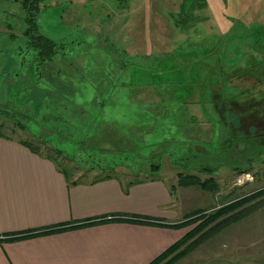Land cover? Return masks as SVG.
I'll list each match as a JSON object with an SVG mask.
<instances>
[{
	"label": "rangeland",
	"instance_id": "374dc122",
	"mask_svg": "<svg viewBox=\"0 0 264 264\" xmlns=\"http://www.w3.org/2000/svg\"><path fill=\"white\" fill-rule=\"evenodd\" d=\"M181 2L41 0L37 5V31L56 45L55 54L43 62L24 36L25 14L19 0H0V106L34 117L43 113L46 117L58 115L62 121L78 120L73 110L77 106H91L94 110L92 100L101 93L97 99H109L104 105L110 108L99 118L113 122L105 124V128L111 126L107 136L112 146H122L130 155L141 158L160 157V161L151 159L160 165L157 175L148 171L149 162L139 161L143 171L134 174L118 168L117 177L122 184L132 179L154 178L164 184L172 197L174 219L180 218L175 222L179 224L175 230L181 229L184 235L199 223L193 221L198 214L210 216L264 190V147L252 150L236 144L227 153L229 162L219 164L195 158V152L200 155L206 151L195 147L197 143L223 139L227 130L246 135L264 132V106L254 104L253 111L246 103L223 105L217 116L208 87V73L215 68L217 58L227 72L240 65L255 40H264V0H186L192 4L186 3L185 7L192 10L186 19L191 26L184 32L178 30L174 20ZM243 30L249 34L241 36ZM199 41H204L208 49L193 48ZM172 62L179 67L176 78H172L175 69L169 68ZM178 79L196 80L180 84ZM232 84L236 89H226L223 94L235 100L239 90L250 86L249 82ZM215 86L219 91L218 83ZM244 96L248 97L241 95L238 99ZM158 103L162 106L155 107ZM48 122L44 123L46 127ZM32 125L31 130L39 133L38 126ZM5 126L3 134L38 143L27 132L15 130L11 134ZM59 127L63 131V126ZM55 131H42L43 139L49 138L50 145L65 155L80 152L76 144ZM174 141L188 143L187 149H191L190 155L197 161H188L187 173L200 182L209 181L207 188L176 185V175L183 173L166 155L172 151ZM94 143L90 140L89 144ZM46 148L48 144H40L41 151ZM181 150L178 149L179 153ZM58 162L72 168L69 162ZM204 165L215 169L211 173L198 171ZM72 174L69 181L78 178L79 182H89L99 176L97 171L84 170ZM246 211L256 213L251 219L225 224L204 236L211 224L207 225L193 236V242L187 246L190 249L173 264H241L243 260L237 261L233 256L248 254L252 248L264 251V193L217 221ZM253 228L258 232H253ZM252 236L256 239L253 242ZM263 261L264 256L253 264Z\"/></svg>",
	"mask_w": 264,
	"mask_h": 264
},
{
	"label": "crops",
	"instance_id": "0c3cea01",
	"mask_svg": "<svg viewBox=\"0 0 264 264\" xmlns=\"http://www.w3.org/2000/svg\"><path fill=\"white\" fill-rule=\"evenodd\" d=\"M169 65L176 78L178 64ZM180 80L191 84L196 79ZM70 182L15 139L0 138V264H148L184 233L168 227L180 218L174 219L172 197L158 181L131 185L126 192L114 179ZM80 224L85 226L69 228ZM55 228L64 230L8 241ZM263 256L252 248L233 258L253 264Z\"/></svg>",
	"mask_w": 264,
	"mask_h": 264
},
{
	"label": "trees",
	"instance_id": "16d2710c",
	"mask_svg": "<svg viewBox=\"0 0 264 264\" xmlns=\"http://www.w3.org/2000/svg\"><path fill=\"white\" fill-rule=\"evenodd\" d=\"M41 0H19V4L21 9L23 10L25 14V22H26V28L24 30V36L28 38V45L31 47L34 51L38 54V59L40 61H45L50 59L56 51V45L54 42L48 40L44 36L38 33L37 27H36V13H37V5L40 3ZM125 1V0H123ZM186 0H182L180 11L178 13V17H176L174 20H177L175 22V26L178 28L179 31H186L190 28L191 23L187 22L190 11L192 8H186ZM191 5L192 3H187ZM199 8H201V5H198ZM187 22V23H186ZM251 29V28H250ZM249 34L248 31L243 30V32L240 34L241 36H247ZM195 47H201L204 50H207L208 45L195 43ZM189 47H193V45H190ZM188 47V48H189ZM249 53H245L242 62L238 66H234L232 69L228 70L227 72L222 69L220 62L217 58L216 66L214 69L209 70L208 76L209 80H211L209 87V97L212 99L214 110L217 114V110L223 106V105H233V106H240L241 103H246V107H251L253 111L255 110L253 105L258 104L261 107L264 106V40L257 39L255 40L252 45L250 46ZM172 58V57H171ZM167 61V60H166ZM165 61V62H166ZM197 65V64H196ZM170 67V65H169ZM237 81V83H244L249 82L250 86H248L246 89L237 90V100L233 97H226L224 96L223 92H227L226 89L235 88L232 83ZM256 80V82H255ZM182 81V80H180ZM189 81V80H187ZM207 81V79H206ZM180 84H183L185 82H178ZM218 83V90L215 89V85ZM185 84H189L186 82ZM192 84V83H191ZM262 88H259V85ZM236 89V88H235ZM257 91H261L257 95ZM249 92V93H248ZM102 94H98V97H94L92 100V103L95 102L94 110L91 106L88 108V106L85 107H76L73 110V114L77 115L78 120H72L71 118L66 119V121H62L60 116H50L49 114L44 115L41 113L38 116H35L30 113H21L13 111L12 108L0 106V138L2 139H15L18 144L26 148L30 153L37 155L41 158H44L54 164L56 169L62 174L64 180L69 182L70 177L73 176L72 173L77 171L84 170L85 173H92L93 171H97L98 175L95 178H91L89 181L90 183L98 182L106 179H114L122 186V189L124 192H126L127 188L134 184H139L145 181H152L156 180L154 179H132L128 180L125 184H122L119 180V178L116 175V170L118 168H126L134 174H138L141 171H143V168H140L141 162H149L146 166L148 171L152 173V175H157L156 173L159 172L160 165L159 163H152L151 159H156L160 161V157L156 156L154 158L149 157L147 158H141L134 155H130L129 152L122 146L113 145L111 144L109 137L107 136V133L110 134L109 126L108 125L105 128L106 123H113V122H105L99 118V116H102L105 114V109L107 111L108 106L104 105V102L109 101V99H97ZM241 95H246L243 98H239ZM258 97H257V96ZM216 98L214 99L213 97ZM256 96V97H255ZM235 100V101H234ZM234 101V102H233ZM162 104L155 105V107H160ZM242 106V105H241ZM95 108H97V112L95 111ZM218 116V114H217ZM238 116H241L240 114ZM49 117V118H48ZM47 127L44 125L45 122H47ZM9 126H5V125ZM32 124L37 125L40 132L36 133L33 132ZM68 126V128H64L65 126ZM4 126L10 131L11 134H14L15 130L22 132H27L29 136H31L33 139H35L38 143L41 145L48 144V148L41 151L40 144L38 143H31L27 140H21L16 139L13 136H8L3 134L2 129ZM59 126H63V131L60 129ZM111 127V126H110ZM59 129V130H58ZM56 130L55 133L62 136L64 139H68L69 141H72L74 144L77 145L78 149H80V152L77 154L72 155H65L61 151L57 150L56 148H53L49 143V138H45L44 133L42 136V131L47 132L50 134L51 131ZM109 130V131H107ZM101 131V133H99ZM104 131V132H103ZM47 136V135H46ZM261 137H264V132L261 134H251L246 135L240 131H228L223 139H212L210 140V143L203 144V143H197L195 147L197 146L200 149L206 150L205 153L202 151L200 155H198V151L195 152V158L202 157L203 161L207 162L211 161L215 164H219L225 160H227V156L229 151L232 149V147L236 144H241L248 146L250 149H255V147H264V139H261ZM87 138V141L85 140ZM90 140H94V144H89ZM171 143V142H170ZM186 144V149L183 148V145ZM188 143L185 142H178L175 141L171 144L172 145V151H167L166 155L171 159V164L175 167L180 168L181 173L183 175L180 176V174H177V181L176 185L178 187H188V186H194L196 185L200 189L207 188L209 181H202L200 182L194 175L188 174V161H193L194 156L190 155L191 149H187ZM190 145V144H189ZM178 149H182L179 153ZM252 149V150H253ZM264 152V151H263ZM183 153V154H181ZM128 154V155H127ZM188 154V155H187ZM177 158V159H176ZM62 160L65 162H69L72 165V168H67L66 165L62 164L61 162H58V160ZM195 161V160H194ZM197 161V160H196ZM195 161V162H196ZM227 162H229L227 160ZM138 164V167L133 165ZM215 168H211L210 166L204 165L203 167H199L198 171L200 172H206L211 173ZM135 170V171H134ZM245 171V170H243ZM239 173H246V172H239ZM156 177V176H155ZM80 178V177H79ZM76 179H73L70 184H76L79 181ZM173 186H170V191H173ZM264 190L258 191L257 193L251 195L248 199L239 201L234 204H229L228 206H225L224 208H221L217 210L215 213H213L210 216L205 215H197L194 217V223L196 221H199V223L196 225V227L192 228L190 231L185 233L177 242L169 246L167 249H165L159 256H157L154 260H152L148 264H173L176 261H178L180 258H182L186 252L190 249L187 248L188 244L193 242V236L195 234H198L202 229H204L207 225H210V228L207 229L206 232H204V236L211 233L214 230H217L218 228L224 226L225 224L231 223L239 219L240 217L246 215L250 211H246L245 213H240L239 215H233L230 218H226L223 221L218 220V218L222 217V215L228 214L232 211H234L238 206H240L242 203L252 200L257 196L263 195ZM133 222L143 223V224H149L151 223L149 220H142V219H134ZM88 225V224H86ZM85 226L84 224H80L78 226H72L69 228H75V227H82ZM179 224H172L168 225L169 228H178ZM64 230V228H55L48 231L36 233V234H29V235H22L15 238H9L8 241H15L18 239H23L35 235H43V234H49L54 232H59ZM202 234L200 238H202ZM194 244V243H193ZM185 248V249H184Z\"/></svg>",
	"mask_w": 264,
	"mask_h": 264
}]
</instances>
